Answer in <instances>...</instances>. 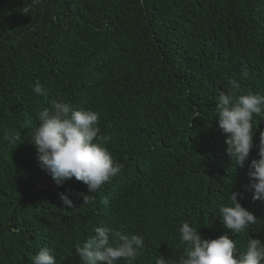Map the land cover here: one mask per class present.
<instances>
[{
  "label": "trees",
  "instance_id": "trees-1",
  "mask_svg": "<svg viewBox=\"0 0 264 264\" xmlns=\"http://www.w3.org/2000/svg\"><path fill=\"white\" fill-rule=\"evenodd\" d=\"M232 79L239 94L264 95V0H0V264H31L41 248L80 264L75 248L97 226L143 237L132 264L178 260L184 221L203 239L227 233L239 251L249 238L264 243V203L228 157L215 115ZM57 100L99 114L122 166L74 208L38 166L30 132ZM253 123L258 144L264 120ZM11 130L18 145L4 139ZM232 191L258 219L238 236L218 212Z\"/></svg>",
  "mask_w": 264,
  "mask_h": 264
},
{
  "label": "clouds",
  "instance_id": "clouds-1",
  "mask_svg": "<svg viewBox=\"0 0 264 264\" xmlns=\"http://www.w3.org/2000/svg\"><path fill=\"white\" fill-rule=\"evenodd\" d=\"M248 76L244 68L239 79ZM228 84L230 87L222 90L217 99L218 127L225 136L226 153L232 163L248 169L246 189L252 191V199L264 203V132L260 133L258 144H254L253 123L254 118L264 120V95L239 94L241 85L237 79L229 80ZM32 91L39 95L43 89L37 83ZM47 102L48 96L45 104ZM37 121L30 130L37 146L35 159L58 187L64 185L71 192L69 197L64 192L58 193L62 206L74 208L76 196L81 197L83 203L90 202L92 193L122 171V166L113 160L105 146L109 138L99 135L101 119L97 112L57 100L50 108L45 107L37 113ZM4 139L18 145L23 138L21 132L11 130ZM254 148L258 156L248 159ZM81 182L87 194L81 192ZM240 197L239 191H232L228 203L218 208L223 227L235 236L258 220L242 206ZM103 204L107 205L108 200L104 199ZM178 232L184 254L178 260L165 259L160 254L155 264H264V243L259 239L249 238L246 249L239 251L235 239L227 233L215 239H203L197 227L188 221L182 222ZM144 248L142 236L97 226L75 252L80 264H132ZM31 264L61 263L53 250L41 248L31 257Z\"/></svg>",
  "mask_w": 264,
  "mask_h": 264
}]
</instances>
